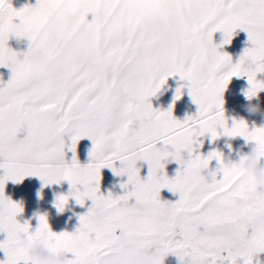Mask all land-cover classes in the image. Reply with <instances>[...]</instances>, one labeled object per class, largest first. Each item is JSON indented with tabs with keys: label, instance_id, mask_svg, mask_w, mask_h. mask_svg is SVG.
Returning a JSON list of instances; mask_svg holds the SVG:
<instances>
[{
	"label": "snow or ice",
	"instance_id": "obj_1",
	"mask_svg": "<svg viewBox=\"0 0 264 264\" xmlns=\"http://www.w3.org/2000/svg\"><path fill=\"white\" fill-rule=\"evenodd\" d=\"M99 9L121 16L124 25L113 29L97 23ZM54 10L75 11L81 21L62 29L65 53L33 66L9 40L27 31L37 45L49 47L46 20ZM236 29L248 33L252 46L233 64L219 49L231 43ZM217 31L224 34L220 45L213 41ZM0 67L12 72L7 83L0 80V232L7 234L0 242L6 254L0 264H30L14 247L17 233H32L56 248L75 246L74 264H164L169 254L180 264L185 256L188 264H253L254 255L264 252V230L223 210L242 205L264 213V190L250 188L219 152L205 158L220 162L211 183L192 185L183 168L174 178L164 172L170 155L165 149L191 140L197 129L213 141L221 134L264 139V128L250 130L243 121L229 127L222 98L232 77H247L249 96L264 90V81L256 79L264 73V0H37L19 10L0 0ZM177 74L199 106L184 121L174 117V105L157 110L150 102ZM182 94L177 89L176 99ZM18 123L25 124L23 138ZM85 137L93 141L91 162L81 166L73 156L68 163L65 148L75 153ZM140 160L149 165L146 178L137 167ZM117 161L123 166L116 167ZM105 167L127 175L123 195L100 192ZM27 176H38L45 185L70 182L72 191L56 201L61 212L70 197L80 205L92 200L74 233L53 232L44 215L34 231L27 221L18 222L23 208L5 196L4 188L8 180L20 183ZM163 189L179 199L162 200ZM97 203L110 209L105 230L91 220ZM125 229L135 240L131 252L117 244Z\"/></svg>",
	"mask_w": 264,
	"mask_h": 264
},
{
	"label": "rangeland",
	"instance_id": "obj_2",
	"mask_svg": "<svg viewBox=\"0 0 264 264\" xmlns=\"http://www.w3.org/2000/svg\"><path fill=\"white\" fill-rule=\"evenodd\" d=\"M10 2L15 9L19 10L28 5H35L37 0H10ZM88 19H92V14H89ZM223 38L224 34L221 31L213 34L214 43L217 45L222 43ZM251 46L248 33L243 29H236L231 43L223 45L219 50L229 54L232 63L235 64L239 62L245 49ZM9 47L21 53L27 50L26 44L19 43L15 36L10 38ZM11 76L12 72L10 68L0 67V80L7 83L11 79ZM256 79L264 81V73H258ZM186 85L187 82L181 80L178 74L170 76L161 90L150 98L153 108L167 110L170 106L174 105L173 115L180 121L186 120L189 116H195L198 113L199 106L193 101ZM181 88L183 94L180 99H176L177 89ZM249 88L250 83L246 76L232 77L228 83L223 93V109L229 127L240 117L245 118L250 130L254 129V126H264V90L259 92L258 100L251 101V103L260 105L261 112L250 114L246 110V106L249 104V101L246 99V93ZM218 131H222V129ZM20 135L23 138L26 133L22 132ZM200 140L203 141V144L199 151L203 155L207 156L214 150H219L223 153L224 162H227V159L238 160L242 154L248 153L252 147L251 142L241 136L230 138L227 135H221L213 141L211 134L206 133L200 137ZM65 142L66 145L71 142L68 134L65 135ZM228 144L232 145V149L227 147ZM92 147L93 141L85 137L79 140L75 153L67 147L65 148V159L68 163H71L73 156H75L81 166H86L91 162L90 150ZM165 164L167 175L169 178H174L180 165L177 162H165ZM210 164L213 169H216L219 167L220 162L213 159ZM115 166L120 167V162L117 161ZM137 167L140 169L141 177L146 178L149 174L148 163L140 160L137 162ZM3 175L4 169H0V177ZM101 176L100 192L103 195L111 193L113 196H120L125 193L126 189L121 187V185L127 182L128 177L126 175L117 176L111 168L105 167L101 170ZM80 187L82 188V186ZM131 187L129 185L127 190H131ZM41 188H43V199L38 200L37 190ZM70 191H72V186L67 180L58 184L45 185L38 176H27L20 183L8 180L4 188L5 196L23 208V211L16 217L18 222L23 224L27 221L30 225V230L34 231L39 226V216L45 215L50 229L55 233H74L80 225V216L86 214L92 206L93 202L91 199L86 200L84 205H80L74 197H71L65 211L60 212L56 207L57 197L61 194L68 195ZM160 196L162 200L171 202H176L179 199L178 194H174L168 189H163ZM134 202L133 198L130 203ZM6 238L7 234L0 232V242ZM4 260H6V254L0 249V261ZM257 261L264 262V252L254 255L253 264H257ZM164 264H180L179 257L175 254H169L165 257Z\"/></svg>",
	"mask_w": 264,
	"mask_h": 264
},
{
	"label": "clouds",
	"instance_id": "obj_3",
	"mask_svg": "<svg viewBox=\"0 0 264 264\" xmlns=\"http://www.w3.org/2000/svg\"><path fill=\"white\" fill-rule=\"evenodd\" d=\"M95 20L97 23L107 24L113 29H118L125 23L121 16L106 13L103 9L97 10L95 14ZM80 21L81 16L75 11L56 12L54 10L46 20V35L52 42L49 47L37 45L31 34L27 31H22L20 35L15 37L19 43L26 44L27 46V50L24 51L27 53L25 59H27V61L33 66L41 67L47 63H50L53 60L54 55L63 54L67 51L62 39V29L66 24L78 25ZM259 92L260 91L254 93L251 96L246 94V99L249 101V104L246 106V110L250 114H257L261 112L259 104L251 103V101L259 99ZM224 119L227 123L225 114ZM236 121H243L248 126L247 121L243 117H240ZM17 128L22 132L25 128V124L18 123ZM255 128H264V126H254V129ZM198 132V129L193 131L191 140L181 142L174 148L165 149L166 151L170 152V155L165 162H177L180 165V168H183V170L186 172L187 179L194 186L211 183L217 178V168L213 169L210 164L211 161L206 162V156L199 151V149L202 147L203 141L200 140L201 136L198 135ZM228 137L234 138V136ZM249 142H251L252 147L248 153L242 154L238 160L227 159V162L225 163L229 166H235L238 169L243 181L250 188L264 190V139H258ZM227 147L232 149L231 144H228ZM214 151L219 152L225 161L221 151ZM120 164V167H122L123 165L121 162ZM164 172L167 175L165 169ZM59 196L67 195L61 194L58 195V197ZM37 199H43V188L37 190ZM69 199L62 212L65 211ZM223 210L225 214H228L229 212H235L239 216L247 219L255 229L264 230V213L252 212L242 205H234L231 207L225 205ZM110 214V209L106 205L103 203H97L96 206L92 208L91 220L97 226V228L100 230H105L109 224ZM117 244L120 250L123 252H131L134 249L135 240L130 235V232L125 229L119 232ZM14 247L23 252L26 259L30 261V264H74L73 253L77 250L75 246L56 248L48 244L43 238L36 237L32 233H17L14 237ZM185 264H188L187 256H185ZM257 264H264V262L257 261Z\"/></svg>",
	"mask_w": 264,
	"mask_h": 264
}]
</instances>
